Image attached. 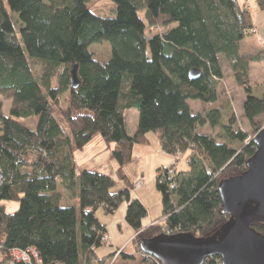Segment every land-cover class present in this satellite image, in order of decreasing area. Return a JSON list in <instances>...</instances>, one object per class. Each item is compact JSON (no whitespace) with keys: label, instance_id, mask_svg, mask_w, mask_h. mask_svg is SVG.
Returning a JSON list of instances; mask_svg holds the SVG:
<instances>
[{"label":"trees","instance_id":"obj_1","mask_svg":"<svg viewBox=\"0 0 264 264\" xmlns=\"http://www.w3.org/2000/svg\"><path fill=\"white\" fill-rule=\"evenodd\" d=\"M89 1L0 0V246L35 247L45 264H104L112 257L159 264L142 255L141 241L180 233L203 238L218 230L229 219L222 213L219 184L242 174L256 151L250 135L237 128L230 98L220 91L225 55L246 93L249 130L262 131L264 94L252 93L256 59L241 55L239 45L252 35V16L238 0H112L116 16L106 18L92 12ZM257 4L264 10V0ZM143 9L148 27L139 14ZM104 41L111 56L102 63L90 46ZM193 69L202 72L196 80L189 78ZM4 101H10L7 113ZM190 101L208 107L194 112ZM132 109L139 118L130 135ZM206 125L218 129L217 135L200 133ZM149 133L176 164L172 181L157 175L162 216L143 229L148 209L131 196L125 170L134 146L146 143ZM96 136L110 147L118 180L127 181L126 194L113 191L117 182L105 174L78 171L75 153ZM186 154L187 168L178 170V157ZM60 186L79 206L77 199L62 206ZM9 200H19L14 213L3 205ZM124 203L141 257L113 252L100 258L97 250L108 243L97 211L112 215ZM253 227L264 235V221ZM205 264H222L221 258Z\"/></svg>","mask_w":264,"mask_h":264},{"label":"water","instance_id":"obj_2","mask_svg":"<svg viewBox=\"0 0 264 264\" xmlns=\"http://www.w3.org/2000/svg\"><path fill=\"white\" fill-rule=\"evenodd\" d=\"M202 72L193 69L189 78ZM71 87L77 88L76 73ZM256 151L245 171L220 182L222 213L229 219L214 233L198 238L192 234H160L141 241V252L159 264H205L220 257L222 264H264V235L254 225L264 221V130L254 138Z\"/></svg>","mask_w":264,"mask_h":264},{"label":"rangeland","instance_id":"obj_3","mask_svg":"<svg viewBox=\"0 0 264 264\" xmlns=\"http://www.w3.org/2000/svg\"><path fill=\"white\" fill-rule=\"evenodd\" d=\"M88 7L94 12L95 14H98L102 17L106 18H112L116 16V5L112 0H90ZM140 17L145 21L147 27L148 24V18L147 13L143 9L139 12ZM254 14V13H253ZM14 15V14H13ZM254 16V15H253ZM17 17V16H16ZM147 35H150L149 29H147ZM240 45V54L241 55H253L255 56L254 62L251 64V81L252 83V93L255 96H262L264 94V61L259 62L258 61V50L260 49L257 41H256V34H252L250 36L245 37L242 39L239 43ZM90 51L94 53L95 59L99 62H106L109 60L111 56V46L108 42H102V43H96L90 46ZM225 55H220V61L222 62L223 67V73H224V79L222 82V86H220V91H223L228 95L230 98L232 107L234 109V113L237 120V128L248 133L250 135L249 139L254 138L255 135L251 134V131L249 130L248 124L244 118L243 113V103L244 98L246 96L245 90L243 87H239L232 75L231 71V64L226 60ZM255 86V87H254ZM254 87V88H253ZM246 99V98H245ZM244 100V101H243ZM4 112L7 113L10 107V101H4ZM205 106H208L206 104H203L201 102H197L193 104L194 110H203ZM139 118V111L137 109H132L127 112V130L128 132H132L136 130V126L138 123ZM200 133L210 135V136H216L218 129H212L209 125H206L202 128L198 129ZM262 131L264 130L261 129ZM107 144L104 141V139L101 136H96L91 142H89L85 148L84 151L82 150L76 152V159H77V165L81 167L83 164L86 163V161L89 159V157L93 156L94 153L97 150H103L106 147ZM186 158H188V154L184 155ZM183 158L181 161H185L186 158ZM181 159V158H180ZM182 168H186V164H182ZM128 175L130 178L134 179L138 176L139 173V164L134 158L133 162L129 165V167L126 168ZM126 171V170H125ZM126 172V175H127ZM127 175V177H128ZM129 180V177H128ZM130 181V180H129ZM132 190H134V184H132ZM128 189L127 181H119L117 182L116 186L114 187L113 191L116 192H125ZM60 190L62 191V206H72L74 204V200L77 201L76 206H79V199L75 198L71 193L66 192L62 186H60ZM19 200H9L4 201L3 205L8 213H14L19 209ZM97 217L105 223H108L109 221V215L105 213L103 208L98 209L97 211ZM108 235V234H107ZM109 237V235H108ZM103 241L109 243V239H105L103 236ZM130 245H133V250L135 251L136 257L140 258L141 254L137 252L136 248L134 247L135 242L132 241ZM129 245V246H130ZM128 246V247H129ZM131 249V248H130ZM128 250V248H127ZM126 250V251H127ZM100 258H105L109 254L112 253V248L110 245H104L101 248L97 250ZM118 254H120V250L117 251ZM122 252V251H121ZM131 252V251H130ZM122 253H126L125 250ZM134 253V252H133ZM128 255H131L130 253H126ZM143 255V253H142ZM147 257V255H146ZM120 258V257H119ZM117 257L115 258H109L107 261H105L106 264H132L128 262H124L121 259ZM104 263V264H105ZM137 264V263H136Z\"/></svg>","mask_w":264,"mask_h":264},{"label":"crops","instance_id":"obj_4","mask_svg":"<svg viewBox=\"0 0 264 264\" xmlns=\"http://www.w3.org/2000/svg\"><path fill=\"white\" fill-rule=\"evenodd\" d=\"M238 1L241 5L245 6L246 9H248V11L251 13L253 27L257 29V32L255 33L256 41L260 48L258 50V58L262 57L259 62H263L264 10L259 7V5L257 4V0ZM195 103H197V101L189 102L191 109L194 112H201L202 109L199 111L194 110L193 104ZM207 107L208 106H205L203 110ZM128 133L130 135H133L134 130ZM109 148L107 147L103 150H97L93 156L89 157L85 164H83L81 167L77 165L78 171L91 170L99 172L111 177L113 180L118 182V177L116 174L118 166L111 159V150ZM83 151L84 149L82 150V152ZM183 157L177 162L176 166L178 170H183L187 168V165L186 168H182V164H186L185 161H181ZM134 158L139 164L138 176L132 179L128 175L129 173L127 172V169L126 172L130 182L134 184V190H131V196L133 198L139 199L148 209V217L142 221V227L143 229H146L156 223L158 219H160L162 216V195L156 188L157 171L164 166L175 165L176 163L174 157L165 154L161 150L158 139L154 133H149L147 135L146 143L137 144L134 146ZM123 193L126 194L127 190ZM126 210L127 204L124 203L114 214L109 215L110 217L108 223H103L106 225L107 234L109 235L111 240L108 245H110V247L112 248V253H115L118 250H120L121 253V251L123 252L125 250L126 253L128 252L131 255H136L135 251L133 250V245H130L134 237L136 236V233L128 226L125 221Z\"/></svg>","mask_w":264,"mask_h":264},{"label":"built area","instance_id":"obj_5","mask_svg":"<svg viewBox=\"0 0 264 264\" xmlns=\"http://www.w3.org/2000/svg\"><path fill=\"white\" fill-rule=\"evenodd\" d=\"M257 29L253 28L250 30L251 34H255ZM183 156H179L178 158H182ZM184 158V157H183ZM175 163H176V158ZM187 164L188 158L185 159ZM174 165L164 166L160 169L157 174L160 180L165 182H170L175 177V171L172 168ZM4 181V176L2 173L1 165H0V184ZM172 187H175V184H172ZM105 239H109L108 235H104ZM146 257V255H145ZM148 257V256H147ZM0 264H45L44 260L41 257L40 252L35 247H29L27 249L13 248V249H4L0 246ZM50 264H62L59 262H53Z\"/></svg>","mask_w":264,"mask_h":264},{"label":"clouds","instance_id":"obj_6","mask_svg":"<svg viewBox=\"0 0 264 264\" xmlns=\"http://www.w3.org/2000/svg\"><path fill=\"white\" fill-rule=\"evenodd\" d=\"M160 169H161V168H160ZM160 169H159V170H160ZM144 255H145V254H144Z\"/></svg>","mask_w":264,"mask_h":264}]
</instances>
